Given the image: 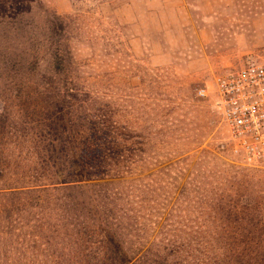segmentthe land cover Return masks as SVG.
I'll list each match as a JSON object with an SVG mask.
<instances>
[{"label": "rangeland", "instance_id": "obj_1", "mask_svg": "<svg viewBox=\"0 0 264 264\" xmlns=\"http://www.w3.org/2000/svg\"><path fill=\"white\" fill-rule=\"evenodd\" d=\"M250 59L264 0H0V135L24 155L59 117L77 134L46 175L92 163L86 187L44 195L86 219L73 249L46 234L60 264H121L118 246L128 264H264V165L231 150L215 86Z\"/></svg>", "mask_w": 264, "mask_h": 264}, {"label": "trees", "instance_id": "obj_2", "mask_svg": "<svg viewBox=\"0 0 264 264\" xmlns=\"http://www.w3.org/2000/svg\"><path fill=\"white\" fill-rule=\"evenodd\" d=\"M57 108L56 113H59L60 109ZM2 116L1 113L0 117ZM57 120V122L54 121L55 123L33 125L32 128L38 138L33 137L32 139L31 137L29 139L28 148L30 151L24 155L17 153L20 151L19 149L23 148L22 145L25 142L20 139V136L15 141L11 139V141H6L4 137L9 136L0 135V149H4L3 152L0 151V181L3 182L0 185V264H18L19 262L41 264L44 259L49 261L48 264H60L58 261L60 255L57 254L54 247L59 244L55 243L53 237H48L46 234L64 230L63 234L67 239L62 241L61 247L70 249L76 243H71L69 238H72V235L81 229L80 225L85 224L86 219H74L77 215L80 216V213H76L77 215L73 213L74 216L68 220L63 217V215L68 216L75 209L72 201H47L44 199L46 193L49 194V197H54V192L61 193L63 189L72 186L86 187L91 183L85 181L81 173L82 166L89 165L91 166L89 168H92V163H88L85 159L82 162V159L77 161L74 160L76 158H73L70 162L72 173L78 177V182L63 181L59 171L55 178L46 175L44 168L58 158L57 151L61 152L66 147L63 144L73 142L72 137L77 134H74L73 129L67 126V123L62 119L58 117ZM68 122L70 125V121ZM6 127L4 122L0 123V132H4ZM63 134L66 136L63 137ZM58 140L63 142L59 143L60 146L55 145ZM85 141L88 140L85 139ZM81 163H83L82 166ZM20 165L25 167L30 165L33 170L32 174L30 173L31 176L29 174L21 176V170L17 169ZM14 167L15 169H13ZM60 196L59 199L68 197L67 195ZM33 198L36 201H32ZM212 220L211 217L205 222L207 227L212 223ZM216 222L218 223L213 221L215 225L211 227L212 230L219 228L223 230V220ZM68 226L73 228L67 229ZM116 252L122 257L121 264H128L129 261L124 258L120 246ZM72 264H76V262H72Z\"/></svg>", "mask_w": 264, "mask_h": 264}, {"label": "built area", "instance_id": "obj_3", "mask_svg": "<svg viewBox=\"0 0 264 264\" xmlns=\"http://www.w3.org/2000/svg\"><path fill=\"white\" fill-rule=\"evenodd\" d=\"M215 86L231 150L248 165H264V61H246L218 76Z\"/></svg>", "mask_w": 264, "mask_h": 264}]
</instances>
